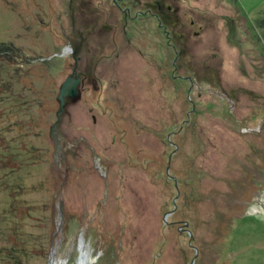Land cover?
Here are the masks:
<instances>
[{
  "label": "rangeland",
  "instance_id": "rangeland-1",
  "mask_svg": "<svg viewBox=\"0 0 264 264\" xmlns=\"http://www.w3.org/2000/svg\"><path fill=\"white\" fill-rule=\"evenodd\" d=\"M83 1L0 0V226L29 264H264V0H157L142 54Z\"/></svg>",
  "mask_w": 264,
  "mask_h": 264
},
{
  "label": "flooded vegetation",
  "instance_id": "flooded-vegetation-1",
  "mask_svg": "<svg viewBox=\"0 0 264 264\" xmlns=\"http://www.w3.org/2000/svg\"><path fill=\"white\" fill-rule=\"evenodd\" d=\"M77 0H65L66 6L63 10L64 13H68L71 11H74L73 5L76 3ZM89 0H84L83 2H88ZM91 3L93 0L90 1ZM111 13L114 11L121 17L122 23L120 21L116 22L119 18L117 16L116 19H114L112 22H109L108 24L102 25V28L106 31L111 32H117L120 31L127 41L128 46H130L134 39L137 40L136 43H132L133 50L136 51L138 54H142V40L140 39V36L142 37L144 33V24L145 19L149 18L153 21L155 24L154 32L156 34H160L165 28L162 23V16L166 13L163 8L160 1L153 0V2H147V0H110V6H109ZM166 11L170 12L171 7L166 6ZM173 11H175L173 9ZM60 11H56L55 17L57 24L62 28L63 27V19L60 18ZM175 16V15H173ZM67 29H62V32L66 34ZM164 33L167 35V41L168 45L172 46L175 57L174 61H172V66L175 67L177 70L181 67L180 64H176L175 62L177 59L183 54V50L179 49L176 51V46L170 44L171 37L169 36V33L165 30ZM142 34V35H141ZM68 48L71 49V44L68 43ZM131 48V47H130ZM174 62V63H173ZM77 75V74H76ZM183 79H187L190 82V85L192 84V79L190 76H185Z\"/></svg>",
  "mask_w": 264,
  "mask_h": 264
},
{
  "label": "trees",
  "instance_id": "trees-1",
  "mask_svg": "<svg viewBox=\"0 0 264 264\" xmlns=\"http://www.w3.org/2000/svg\"><path fill=\"white\" fill-rule=\"evenodd\" d=\"M261 24L264 28V19ZM16 51L9 44H0V57L4 59L10 52L13 53V57L16 56ZM12 212L16 213L14 207ZM3 222L4 220L1 224ZM0 241L3 242L0 243V264H29L31 257L39 254L40 248L27 246L17 229L0 226Z\"/></svg>",
  "mask_w": 264,
  "mask_h": 264
},
{
  "label": "water",
  "instance_id": "water-1",
  "mask_svg": "<svg viewBox=\"0 0 264 264\" xmlns=\"http://www.w3.org/2000/svg\"><path fill=\"white\" fill-rule=\"evenodd\" d=\"M80 83V78L76 75L75 68L72 70V74L68 75L60 84L58 92L56 94V100L58 101L59 108L56 112V120L50 127V137L54 140V149H53V162H58V157L61 153L62 149V138L56 130L57 123L59 120L60 114L64 110V105L67 99H73L78 95V85ZM83 239L82 235L80 234L78 240V250L79 246H82ZM80 260V257H79Z\"/></svg>",
  "mask_w": 264,
  "mask_h": 264
},
{
  "label": "bare ground",
  "instance_id": "bare-ground-1",
  "mask_svg": "<svg viewBox=\"0 0 264 264\" xmlns=\"http://www.w3.org/2000/svg\"><path fill=\"white\" fill-rule=\"evenodd\" d=\"M79 252H80V260H79V264H85L84 260H83V244L82 246H79ZM86 260V259H85ZM78 264V263H77Z\"/></svg>",
  "mask_w": 264,
  "mask_h": 264
}]
</instances>
